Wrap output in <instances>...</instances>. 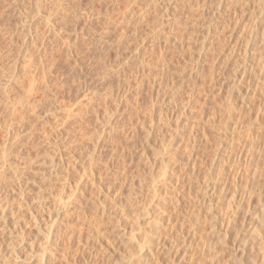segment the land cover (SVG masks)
<instances>
[{
    "label": "rangeland",
    "instance_id": "374dc122",
    "mask_svg": "<svg viewBox=\"0 0 264 264\" xmlns=\"http://www.w3.org/2000/svg\"><path fill=\"white\" fill-rule=\"evenodd\" d=\"M158 1L0 0V264H264V0Z\"/></svg>",
    "mask_w": 264,
    "mask_h": 264
},
{
    "label": "bare ground",
    "instance_id": "6f19581e",
    "mask_svg": "<svg viewBox=\"0 0 264 264\" xmlns=\"http://www.w3.org/2000/svg\"><path fill=\"white\" fill-rule=\"evenodd\" d=\"M156 1H158V0H156ZM154 2V1H153ZM159 2V1H158ZM161 2V1H160ZM218 2H219V4H218V6L220 7V6H222L223 4H222V0H218ZM157 3V2H156ZM167 7V6H166ZM169 7V6H168ZM167 7V8H168ZM167 10V9H166ZM133 16V15H132ZM131 16V17H132ZM136 16V15H135ZM144 17H145V15H143ZM141 17H142V15H141ZM143 17V18H144ZM138 18V17H137ZM129 19V18H128ZM132 19V18H131ZM138 20V19H137ZM136 20V21H137ZM142 20V19H141ZM143 21V20H142ZM139 22V21H138ZM148 22V21H147ZM144 23V22H143ZM147 24V23H146ZM149 25V24H148ZM135 26V25H134ZM137 26V25H136ZM135 26V27H136ZM158 27V26H157ZM133 29V28H132ZM48 32H49V30H48ZM133 32V31H132ZM162 32V31H161ZM211 32V31H210ZM209 32V33H210ZM47 34H49V33H47ZM169 34V33H168ZM158 35V34H157ZM210 35V34H209ZM254 36H255V29L251 32V35H250V37H249V39L247 38V41L245 42V45H244V47H243V54L246 56L247 55V58H249V49H250V47L253 45V43L254 44H256V42H255V39H254ZM172 38V37H171ZM167 39H169V38H167ZM177 39V38H176ZM176 39H175V41H176ZM153 40V39H152ZM151 40V41H152ZM161 40V39H160ZM170 40V39H169ZM150 41V40H149ZM159 41V40H158ZM171 42H172V40H170ZM143 42H144V40H143ZM260 42L262 43L263 42V39H261L260 40ZM173 43V42H172ZM43 44V43H42ZM152 45V44H151ZM179 45V44H178ZM150 46V45H149ZM70 47V46H69ZM174 47V46H173ZM71 48V47H70ZM134 48H136V47H134ZM133 49V48H132ZM156 49V48H155ZM162 49H163V47H162ZM130 50H131V48H130ZM136 50V49H135ZM135 50H134V53L133 54H131V57H130V61H129V65H128V69H126V70H128V71H126L127 73H128V82L130 81L131 82V80H133L134 82H135V78H138V77H136V76H138V74H139V76H140V73H142V74H144L145 76H146V78L149 76H153V72L154 71H152V70H154L153 68H152V70H150V69H148V67H147V65L145 66L144 65V62H145V59H141L140 60V58H139V60L140 61H137V53L135 52ZM70 52V51H69ZM154 52H155V50H154ZM67 53V52H66ZM73 53V52H72ZM72 53H70L71 55H72ZM139 53V52H138ZM164 53V52H163ZM70 55V56H71ZM161 55V54H160ZM181 55V54H180ZM128 57H129V55H128ZM161 58H162V56H160ZM166 61V60H165ZM31 62V61H30ZM170 62V61H169ZM78 63V62H77ZM146 63V62H145ZM74 64H76V63H74ZM79 64V63H78ZM160 64H162V60L160 59V60H158V62H157V66L158 65H160ZM42 65V64H41ZM75 66V65H74ZM162 66V65H161ZM49 68V67H48ZM72 68V67H71ZM77 68V67H76ZM156 69V68H155ZM170 69V68H169ZM25 70H27V69H25ZM29 70V71H28ZM27 71H28V73L27 72H25L24 73V75L26 76V78H27V76H28V78L30 79L28 82H30V83H28L27 82V86H28V90H27V95L30 93L31 95H32V91H33V93L35 92L33 89V87H36V86H34L32 83H34L33 81H32V79H33V75H32V72L30 71V69H28ZM37 71H38V69H36ZM72 70H74V69H72ZM81 70V69H80ZM35 71V68H34V70H33V72ZM37 71L35 72L36 74H37ZM45 71V70H44ZM53 71H56V70H53ZM253 75L256 77V69H254L253 68ZM40 72V71H39ZM46 72V71H45ZM48 72V71H47ZM51 72V71H50ZM75 72V71H74ZM77 73H79V72H77ZM47 74V73H46ZM52 74V73H51ZM141 74V75H142ZM38 75V74H37ZM48 75V74H47ZM46 75V77H48ZM55 75V74H54ZM72 75H73V73H72ZM79 75V74H78ZM143 75V76H144ZM74 76V75H73ZM77 76V75H76ZM82 76V75H81ZM144 76V77H145ZM152 76H151V78H152ZM45 77V76H44ZM143 77V78H144ZM148 77V78H149ZM32 78V79H31ZM80 78V77H79ZM142 78V76H141V80H137L136 79V81H138L137 82V85H140L142 82H144V80H146V79H143ZM35 79V78H34ZM47 79V78H46ZM150 79V78H149ZM78 80V79H77ZM84 80H86V79H84ZM258 80V79H257ZM47 81V80H46ZM256 81V80H255ZM84 82V81H83ZM129 82V83H130ZM148 82V81H147ZM150 82V81H149ZM37 84H38V80H37V82H36ZM87 83V82H86ZM136 83V82H135ZM139 83V84H138ZM257 83V82H256ZM83 84H85V83H83ZM91 84V83H90ZM45 85V84H44ZM92 85V84H91ZM39 86H41V84L39 85ZM85 86V85H84ZM87 86V85H86ZM85 86V87H86ZM47 88V87H46ZM56 88V87H55ZM81 88V87H80ZM37 89V88H36ZM35 89V90H36ZM58 89V88H57ZM138 89V88H137ZM165 89V88H164ZM50 90V89H49ZM48 90V91H49ZM254 90H256V89H254ZM45 91H47V90H45ZM94 91V90H93ZM160 91V90H159ZM168 91V90H167ZM166 91V92H167ZM44 92V91H43ZM158 92V91H157ZM46 93H48V92H46ZM85 93V92H84ZM87 93H89L88 91H87ZM91 93V92H90ZM121 92H120V90H117L116 91V96H119V94H120ZM137 93V92H136ZM160 93V92H159ZM164 93V92H163ZM30 94H29V96H30ZM44 94V93H43ZM55 94V93H54ZM91 94H95V93H91ZM162 94V93H161ZM250 94V93H249ZM49 95V94H48ZM47 95V96H48ZM56 95V94H55ZM85 95H87V94H85ZM122 95V94H121ZM174 95H176V94H174ZM33 96V95H32ZM31 96V97H32ZM41 96V95H40ZM93 96L94 95H92V98H93ZM33 98V97H32ZM35 98V97H34ZM89 98H90V96H89ZM89 98H88V100H89ZM95 98V97H94ZM115 98V97H114ZM134 98V97H133ZM29 99V101H30V99L31 98H28ZM55 99V98H54ZM76 99V98H75ZM85 99L87 100V98L85 97ZM91 99V98H90ZM160 99V98H159ZM172 99V98H171ZM170 99V100H171ZM34 100V99H33ZM41 100V98L39 99V101ZM47 100V99H46ZM46 100H44V101H46ZM74 100V99H73ZM78 100V99H77ZM80 100V99H79ZM78 100V101H79ZM92 100V99H91ZM28 101V102H29ZM37 101V100H36ZM43 101V100H42ZM43 101V102H44ZM50 101V100H49ZM48 101V103H50ZM76 101V100H75ZM90 101V100H89ZM126 101V100H125ZM163 101V100H162ZM161 101V102H162ZM249 101V97H248V93L246 92V93H244V94H242V102H245V104H246V102H248ZM32 102V101H31ZM28 103V104H26L23 108H22V111H24V113L26 114V116H25V114H24V116H22L21 117V119H20V124H21V127H24L26 124H24V121H25V118H27V114L28 113H30V112H32V114H33V110H35L34 108H36L35 106H34V103L32 102V103ZM38 102V101H37ZM55 102V101H54ZM71 102V101H70ZM70 102H69V104H70ZM80 102H82V100L80 101ZM167 102V101H166ZM173 102V101H172ZM172 102H170V103H172ZM39 103V102H38ZM72 103V102H71ZM76 103L77 102H74V103H72V104H70L71 106H76ZM164 103V102H163ZM55 104V103H54ZM53 104V105H54ZM68 104V103H67ZM79 104V103H78ZM167 104H168V102H167ZM248 104V103H247ZM46 105H48V104H46ZM51 105V104H50ZM70 105H68V107H69V109L71 110V106ZM44 106V105H43ZM56 106V105H55ZM80 106V105H79ZM82 106V105H81ZM248 106V105H247ZM45 107V106H44ZM54 107V106H53ZM264 107V106H263ZM46 108V107H45ZM48 108H49V106H48ZM47 108V109H48ZM153 108H155V107H153ZM158 108V107H157ZM38 109V108H37ZM56 109H57V107H56ZM69 109H67V110H69ZM26 110V111H25ZM48 110H50V109H48ZM48 110L46 111L47 113H48ZM69 110V111H70ZM73 110V109H72ZM77 110V109H76ZM50 111H52V110H50ZM139 111V110H138ZM153 111V110H152ZM260 111V110H259ZM53 112V111H52ZM52 112H51V114H52ZM55 112V111H54ZM53 112V113H54ZM261 112H262V109H261ZM65 113V112H64ZM67 113V112H66ZM71 114H72V112H71ZM132 115V114H131ZM139 115H141V114H139ZM69 116H70V114H69ZM68 116V117H69ZM260 116V115H259ZM30 118V117H29ZM256 118H258V117H255V119ZM29 120V119H28ZM28 120H26V121H28ZM65 120V119H64ZM145 122V121H144ZM29 123H30V121H29ZM142 126V125H141ZM20 127V128H21ZM31 129V128H30ZM21 131H22V129H21ZM25 134V133H24ZM27 134V133H26ZM19 137V136H18ZM19 139V138H18ZM30 139V138H29ZM23 141V140H22ZM28 142V141H27ZM24 146V145H23ZM32 146V145H31ZM26 147V146H25ZM29 147V146H28ZM56 155V154H55ZM57 157V156H56ZM92 158V157H91ZM57 160V161H56ZM61 161L62 160H58V159H53V156H52V158H50V160H49V162H50V165L48 166V168H49V170L50 171H52V172H55V173H53L54 175L56 174V178H55V180L57 179V180H59L58 178L60 177V176H62V174H61ZM31 164V163H30ZM48 171V170H47ZM14 174H15V170H14ZM60 178H62V177H60ZM63 179H65V178H63ZM61 180V179H60ZM20 181H22V180H20ZM66 181V180H65ZM65 181H64V183H65ZM15 182V176H14V178L13 179H8V182H7V186H12L10 183H14ZM4 187H6V185H0V190L2 189V188H4ZM4 191V190H3ZM6 206H4V208H5ZM5 209H2V205H0V233L2 232V233H6V231H7V226L8 225H6V218L5 219H3V212H5L4 211ZM4 215H5V213H4ZM5 217V216H4ZM22 224V223H21ZM27 224V223H26ZM24 225V224H23ZM17 226V225H16ZM15 227V226H14ZM19 227H20V225H19ZM18 227V228H19ZM21 228H23V227H21ZM10 229V228H9ZM15 228H13L12 229V231L14 230ZM25 229V228H24ZM22 231V230H21ZM11 232V231H10ZM1 233V234H2ZM13 233V232H12ZM20 234V233H19ZM50 234V233H49ZM49 236V235H48ZM48 239H49V237H47ZM50 243H52V242H50ZM50 245V244H49ZM51 250V249H50ZM46 256V255H45ZM44 259V258H43ZM48 260V261H47ZM47 260H45V262L47 261V262H49V260H50V258L48 257L47 258ZM44 261H42V259L40 260V262H39V264H46Z\"/></svg>",
    "mask_w": 264,
    "mask_h": 264
}]
</instances>
